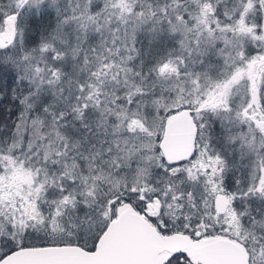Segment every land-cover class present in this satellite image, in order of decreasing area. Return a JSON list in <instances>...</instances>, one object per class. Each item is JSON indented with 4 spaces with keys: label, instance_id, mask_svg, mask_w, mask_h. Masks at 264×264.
Here are the masks:
<instances>
[{
    "label": "snow or ice",
    "instance_id": "obj_1",
    "mask_svg": "<svg viewBox=\"0 0 264 264\" xmlns=\"http://www.w3.org/2000/svg\"><path fill=\"white\" fill-rule=\"evenodd\" d=\"M0 264H264V0H0Z\"/></svg>",
    "mask_w": 264,
    "mask_h": 264
}]
</instances>
